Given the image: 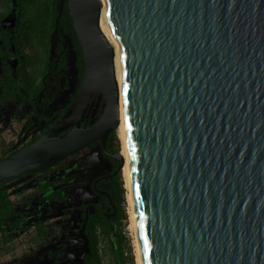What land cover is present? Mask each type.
<instances>
[{
	"label": "water",
	"instance_id": "obj_1",
	"mask_svg": "<svg viewBox=\"0 0 264 264\" xmlns=\"http://www.w3.org/2000/svg\"><path fill=\"white\" fill-rule=\"evenodd\" d=\"M65 1L84 58L78 107L66 120L75 123L51 137L59 121L2 159L0 183L97 141L122 168L121 154L105 150L119 90L100 1L59 0L58 41ZM101 1L119 46L140 263L264 264V0ZM98 91L104 109L81 126Z\"/></svg>",
	"mask_w": 264,
	"mask_h": 264
},
{
	"label": "trees",
	"instance_id": "obj_2",
	"mask_svg": "<svg viewBox=\"0 0 264 264\" xmlns=\"http://www.w3.org/2000/svg\"><path fill=\"white\" fill-rule=\"evenodd\" d=\"M59 0H0V64L1 77L11 85L8 89L4 84V94L1 101H12L17 97L30 105L26 114V136L33 131V117L38 116L39 132L22 143L33 142L48 131L66 113L74 101L84 72V58L82 48L72 26L67 1H65L58 23V38L54 36L55 19L58 14ZM63 43L70 48L76 71V80L66 103L52 114L49 113L50 104L55 93L62 89L60 79L67 67L66 51ZM52 86V89L50 88ZM39 92L41 95L38 96ZM103 96L100 94L99 100ZM39 103L40 113L36 114L35 103ZM99 107L91 114L89 126L94 124L101 115ZM67 130V129H65ZM65 130L57 133L61 134ZM116 130H113L105 144L106 152L117 154L120 150ZM22 146L12 147L0 142V161ZM101 149V148H100ZM103 156L109 159L101 149ZM59 163V162H58ZM57 164V163H55ZM53 166L45 167L24 174L20 179L27 178V182L34 180L28 188V197L33 194H45L49 201L63 200L60 189L53 187L55 182H48V174ZM119 162L110 159V170L94 177L90 184L93 200L80 203L79 227L83 225L86 251L82 254L80 263L76 264H134L131 248L125 243L122 234L124 222L127 220L125 210V189ZM17 178V179H19ZM9 179L0 183V257L15 255L19 239L13 232L23 227L26 235L19 243L26 249L33 250L44 241L47 236L46 228L41 219L24 225L27 219L23 213L14 207L15 198L22 192H16V180ZM19 179V180H20ZM26 181V180H25ZM52 187L49 189L48 188ZM27 201V200H26ZM28 202V201H27ZM87 212L85 213V210ZM53 231L59 233L58 228ZM18 238V239H17ZM52 264H60L58 261Z\"/></svg>",
	"mask_w": 264,
	"mask_h": 264
},
{
	"label": "rangeland",
	"instance_id": "obj_3",
	"mask_svg": "<svg viewBox=\"0 0 264 264\" xmlns=\"http://www.w3.org/2000/svg\"><path fill=\"white\" fill-rule=\"evenodd\" d=\"M68 65L69 68L64 71L61 79V84L63 85L64 89L56 95V108H58L59 105H63L65 101H67V94L75 84L76 71L73 66V56L71 52L69 53L68 57ZM100 94V91H98L96 94L93 105L91 107L90 116L92 113L94 114L97 111L99 103L101 110L103 111L104 109V98L99 100ZM71 120L72 119H70V121ZM66 122L67 121H65L64 124H66ZM62 127L69 126L67 125ZM114 130H116L118 137L117 128ZM118 142L120 146L119 148L121 150L119 137ZM120 150L118 153H120ZM109 170L110 161L103 156L99 146L96 145L95 148L92 149H82L74 155H69L67 158L62 159L59 163L57 162V164H55L53 173L55 172L57 177H61V175L65 174L62 179H59V183L64 186V188L66 187L65 189H62L65 197V199L63 200V204H52V202H46V200L43 199V196L39 193H37L38 195H36L35 197V194H33L32 197H28L29 191L28 189L24 188L22 189V194L19 197H14V207L17 211L23 213V215L27 219V222L24 224L26 226L30 225L31 222L37 221L38 219H46L47 215L50 212L59 213L61 210L64 211L66 209H68V211L64 212L63 215L55 218V220H57L58 222L62 221L63 224L75 223L78 219V205L80 203H87L93 200L90 190V184L92 178L94 177L93 175L96 176V171L98 173L97 175H100L107 173ZM16 192L18 191L16 190ZM127 207L128 206L125 193V210L127 214V220L124 222L122 234L125 237V243L131 248V253L134 258V264H136L134 236L130 228ZM13 235L19 237V239L17 238L18 242H16L17 245L15 255H3V257H0V264H50L48 261L49 257L47 253L48 249L54 246L55 240H52L48 244L37 246L33 250H30L24 248V246L19 243L24 239L26 235V230L23 227L14 231ZM65 242L66 246L63 249L64 255L71 258L73 261H75V263H80L81 256L86 251L84 237L82 235L75 236L70 233L67 235ZM105 264H107L106 261Z\"/></svg>",
	"mask_w": 264,
	"mask_h": 264
},
{
	"label": "flooded vegetation",
	"instance_id": "obj_4",
	"mask_svg": "<svg viewBox=\"0 0 264 264\" xmlns=\"http://www.w3.org/2000/svg\"><path fill=\"white\" fill-rule=\"evenodd\" d=\"M63 45L65 46V48L62 50V52L66 51V58H67L66 59L67 60V67L65 69V71H66L69 68L68 57H69V53L71 52V50H70V48H68V46L65 43H63ZM73 61H74V59H73ZM73 66H74V64H73ZM1 73H2V69H1V64H0V75H1ZM61 79H62V77H61ZM61 79H60V84H61ZM1 82H6V86L8 89H11V87H12L11 85H9V83L6 81V79L3 76L2 77L0 76V142H2L4 145L12 143V147H16V146H22L23 147L25 145H22V143L25 141V139L28 140V139H30V137L33 134H37L39 132L40 126H39L38 116H34L32 118L33 119L32 120L33 121V125H32L33 131L32 132L30 131V134L26 136L27 128L25 127V121L27 119H25V117H26V114L28 113V111L30 110V105L28 103L22 102V99L19 97H17L15 100L6 101V102L2 103L1 97L4 94V91H3L4 84L2 85ZM61 87H62V89L55 93L53 102L50 104V107H49V113L50 114L55 112L57 109L56 108V95L59 94L64 89L62 84H61ZM73 87H74V85H73ZM73 87H72V89H73ZM50 88L52 89L51 85H50ZM72 89L68 92L67 99H68V96L71 94ZM40 95H41V92H39L38 96H40ZM73 102H72L69 110L66 113H64V116L59 120V121H62L61 126L51 134V137H59V136L65 134L67 131H69L73 127V125L75 123V119L74 120L72 119L70 122L67 121L66 124H64L65 121L68 120L72 116V114H74L75 110L73 109L74 108ZM65 103H66V101H65ZM63 105H60V106H63ZM35 106H36V114H39L40 113L39 103L36 102ZM90 111H91V108H90ZM90 111L87 115L84 114V116L81 120V126L84 125L85 127H89L88 123L91 119ZM59 121H57V123ZM57 123H55V125ZM67 125L69 127H62V126H67ZM65 129H67V130H65ZM63 130H65L63 133L57 135L58 132L63 131ZM40 136H42V135H40ZM27 144H29V143H27ZM96 145L99 146V148H101V143L99 141H97V142H93L92 144H90V145H88L82 149H92V148H95ZM82 149H80L78 151H81ZM78 151L72 153L71 155H74ZM111 155H115V154H111ZM107 157L109 158V161H110V159H114L111 156H107ZM53 165H51V166H53ZM54 168L55 167H53L51 173L48 174L49 177L47 178V180H48V182H55V185L53 187H55V188L57 187L58 189H60V192L63 195V200H64L65 197H64V194L62 192V189H65L66 187L64 188V186H62L59 183V179H62L63 176H65V174L61 175V177L60 176L57 177L56 173L55 172L53 173ZM97 174L98 173L96 171V176L95 175H93V176L94 177L99 176ZM22 176H19V177H22ZM19 177H15V179H17ZM49 178H51V179H49ZM19 179L16 180V186L17 187H16V189H14L15 192H16V190L18 192L19 191L22 192L23 191L22 189H24V188L28 189L31 186V184H33V181H34V180H31V181L27 182V178L25 179V177L20 179V180ZM50 188H52V187H49L48 191ZM46 193L45 194L39 193L43 196V199L46 200V202H52V204H56V203L57 204L58 203L63 204V200L49 201V199L46 198ZM36 195H38V194H35L34 197ZM79 207H80V205H78V210H79L78 219L75 223L63 224L62 221L58 222L57 220H55V218L63 215L64 212H67L68 209H66L64 211L61 210L59 213L58 212L57 213L56 212L55 213L50 212L47 215V218H46L47 220L41 219V221L45 225L47 236L44 238V241L41 244H39L38 246H43L45 244L50 243L52 240H55L54 246L49 248L48 253H47L48 257H49L48 261L50 264H52L55 261H58L60 264H62L61 262L65 261V260H68V262L66 264H71L69 261H72V264H76L75 261H73L71 258L64 255L63 249L66 246L65 241H66L68 234L72 233L75 236L82 235L84 237L83 231L81 230L82 226L79 227V219H80V213H81ZM86 212H87V209L85 210V213ZM83 225H84V221H83ZM53 228H58L59 233H56L55 231H53Z\"/></svg>",
	"mask_w": 264,
	"mask_h": 264
},
{
	"label": "bare ground",
	"instance_id": "obj_5",
	"mask_svg": "<svg viewBox=\"0 0 264 264\" xmlns=\"http://www.w3.org/2000/svg\"><path fill=\"white\" fill-rule=\"evenodd\" d=\"M101 10H100V19H99V28L104 37L106 38V41L108 43V46L110 47V56H111V63L112 67L114 69V73L116 75V80L118 83V90H119V100H118V106L113 110V117L117 119V132L118 137L120 139L121 143V150L120 154L123 158V165L121 168L122 171V177L124 182V189L126 190V200H127V210H128V217L130 222V228L133 232L134 236V247H135V262L136 264L140 263L139 253H138V247L136 242V236H135V230H134V222H133V213H132V205H131V196H130V187H129V177H128V167H127V156H126V146H125V135H124V125H123V115H122V105H121V96H120V67H119V46L114 39L104 11V7L101 0ZM78 107V102L74 105V110H76Z\"/></svg>",
	"mask_w": 264,
	"mask_h": 264
}]
</instances>
